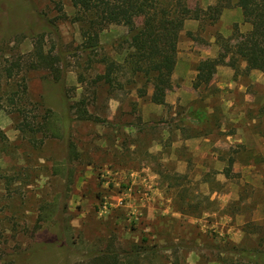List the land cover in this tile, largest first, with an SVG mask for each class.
Instances as JSON below:
<instances>
[{
	"label": "rangeland",
	"instance_id": "rangeland-1",
	"mask_svg": "<svg viewBox=\"0 0 264 264\" xmlns=\"http://www.w3.org/2000/svg\"><path fill=\"white\" fill-rule=\"evenodd\" d=\"M215 1L184 0L172 87L157 104L123 62L125 25L103 27L102 47L87 57L80 24L62 18L70 0H0V264H78L108 247L126 264H256L264 70L224 50L249 24L234 0L213 20ZM38 39L61 54L63 88L47 70L12 67ZM104 54L121 66L112 86L100 79ZM19 104L30 115L67 114L72 152L63 136L20 131ZM82 105L90 119L78 118ZM135 245L146 252L128 260Z\"/></svg>",
	"mask_w": 264,
	"mask_h": 264
},
{
	"label": "trees",
	"instance_id": "trees-1",
	"mask_svg": "<svg viewBox=\"0 0 264 264\" xmlns=\"http://www.w3.org/2000/svg\"><path fill=\"white\" fill-rule=\"evenodd\" d=\"M70 2L73 12L70 16L63 13L62 18H68L72 22L80 24L83 36L81 51L85 52L87 57L91 53H97L98 49L102 47L98 39L102 28L110 23L125 25L126 32L120 37V43H126V48L129 50H127L123 62L128 64L131 72L143 74L150 83L149 100L151 102L165 103V94L172 87L171 74L176 60V46L185 18L184 0H70ZM230 3L231 0H216L212 5H208V10L213 12V20L217 18L221 9L229 6ZM232 5L240 8L243 21L249 24V28L235 42L231 44L223 42L224 50L232 57L244 60L246 70H264V0H234ZM198 12H196V16H199ZM137 17H140L142 22L136 23ZM61 60L60 53L45 50L41 39H38L25 58L12 61V67L15 65L19 68L20 63L24 62L28 68L47 70L63 88ZM99 61L104 63L100 79L104 84L112 86L115 79L112 73L121 67L120 64L109 59L105 54ZM213 64H206L208 70H214L215 64ZM204 67L205 63L199 65L198 69L201 71ZM6 70L7 74L11 75V68ZM198 75L200 76V73ZM17 93L15 90L12 91L13 95H17ZM141 93L144 94L145 90H142ZM73 104L74 102L69 103V106L72 107ZM22 106L19 104L12 107L20 115L17 124L20 131L31 139H36L38 134L40 140L50 135L63 136L68 152H72V143L64 136L69 124L67 114H64L63 117L57 116L47 108L42 113L30 115ZM78 112L80 119L91 118L90 113L83 105ZM65 160V163L69 161ZM44 217L46 216L41 218ZM134 247L131 252L126 254L128 260L136 261L139 252L144 250L146 252L147 249L146 246L142 248V246L135 245ZM140 247L141 250H139ZM121 253L119 250L109 247L88 251L78 264H126V261H122ZM248 256L253 258L256 264H264L263 253L257 252L254 255L248 254ZM232 264L239 263L233 262Z\"/></svg>",
	"mask_w": 264,
	"mask_h": 264
},
{
	"label": "crops",
	"instance_id": "crops-1",
	"mask_svg": "<svg viewBox=\"0 0 264 264\" xmlns=\"http://www.w3.org/2000/svg\"><path fill=\"white\" fill-rule=\"evenodd\" d=\"M176 66V65H175Z\"/></svg>",
	"mask_w": 264,
	"mask_h": 264
}]
</instances>
